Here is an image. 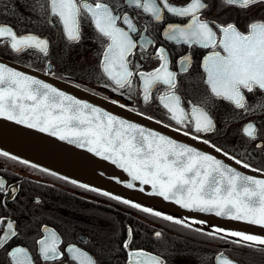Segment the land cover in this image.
Listing matches in <instances>:
<instances>
[{
	"label": "snow or ice",
	"instance_id": "obj_1",
	"mask_svg": "<svg viewBox=\"0 0 264 264\" xmlns=\"http://www.w3.org/2000/svg\"><path fill=\"white\" fill-rule=\"evenodd\" d=\"M227 6H238L244 10L253 7L259 9L264 7V0H184L179 5L171 3V0H0V15L10 16L21 25H51L67 42L79 43L83 26L92 27L102 45V51L97 53L95 68L109 82L104 86L123 95V90H131L133 79L138 78L142 83L144 102L150 101L151 91L157 85L166 86L170 94L159 99L163 101L169 118L180 126L174 131L179 132L181 128L191 125L193 132L184 131L183 134L209 144L208 140L202 139V135L217 131L210 114L211 107L217 102L229 103L248 116L264 118V18L250 17L244 25L245 30L241 31L235 22L219 23L206 15ZM123 8L138 10L150 19L141 29L128 12L121 11ZM169 17L184 18L187 23L183 26L173 23L165 25ZM162 25L164 28L160 32ZM149 32H156L176 45L211 50L201 61L206 73L202 82L207 86L208 94L199 98L201 106L187 101L191 107V120L182 106L185 101L178 92V77L189 73L190 57L179 59L178 70L172 71L171 55L163 46L155 48L156 41ZM0 43H7L10 50L17 54L37 50L47 57L50 52L48 38L18 34L11 25L4 23H0ZM149 47L155 48L151 58L159 61V64L151 71H140L143 67L140 60L149 59L146 55ZM137 55L140 59L133 62ZM46 75H55L50 61ZM257 92L261 95L250 101L246 93L256 96ZM119 107L124 108L125 105L120 104ZM139 115L143 116V113ZM0 117L87 148L118 165L131 176V181L151 186L154 195L174 201L185 209L215 213L264 227V169L253 168L250 163L229 157L226 151L222 153L223 156L229 157L243 169L260 172L261 175L246 174L212 154L114 115L3 62H0ZM147 119L151 120L152 117ZM241 131L246 137V151L250 149L248 154L253 159L258 155L264 156V132H261L256 120H248ZM211 147L216 152L222 151L215 145ZM0 155L18 159L9 156L8 152H0ZM78 186L89 187L85 184ZM134 186L132 182L127 183L128 188ZM91 191L99 190L92 188ZM101 194L200 235L223 240L225 244L264 252V236L222 228L204 232L199 227L193 228L194 224L204 221L176 219L109 192ZM18 195L19 185L9 186L0 176V207L7 208L9 200L15 203ZM33 204L36 207L32 209L29 219L41 225L38 232L40 238H31L35 254L24 246L29 240L18 231V223L23 221L0 217V252L5 253L9 264H38V259L42 264H105V261L112 264L108 253L114 254V249L100 242L92 245L98 259L76 244H66L61 250L64 243L61 237L43 223V201L36 197ZM37 214L39 219L36 218ZM126 230L127 238L121 244L128 257L126 264H167L162 256L142 250L129 251L134 229L127 226ZM153 235L156 242L164 243L161 231H154ZM14 241L22 243L14 244ZM80 243L88 244L89 240L84 238ZM216 261L217 264H236L223 252L216 257Z\"/></svg>",
	"mask_w": 264,
	"mask_h": 264
},
{
	"label": "flooded vegetation",
	"instance_id": "obj_2",
	"mask_svg": "<svg viewBox=\"0 0 264 264\" xmlns=\"http://www.w3.org/2000/svg\"><path fill=\"white\" fill-rule=\"evenodd\" d=\"M183 2L184 0H171V3L175 5ZM121 11L128 12L133 17L137 27L141 29L150 19L149 16L138 10L132 11L123 8ZM206 15L216 19L219 23L235 22L240 30L244 31V25L250 17L252 19L264 18V7L259 9L253 7L244 10L238 6H227L222 7L219 11L214 9L213 13ZM0 23L11 25L18 34H35L50 40V52L47 57L37 50L17 54L10 50L7 43H0V53L3 56L42 71L49 69L50 61L52 70L55 73L54 76L79 85L109 101H116L115 104L117 105L123 104L125 105L124 108L130 111L138 114L143 113L144 117L150 116L152 117L151 120L159 121L160 124L173 130L180 127L169 118L167 110L163 108V101L159 99L160 96L170 94L166 86L157 85L153 88L149 102H144L142 99V83L138 78L133 79L131 90H123V95L120 91L113 92L110 87L104 86L109 82L101 76L99 69L95 68L98 60L97 53L102 51V45L97 40L92 27L84 25L82 40L75 43L67 42L62 34L51 25L41 23L21 25L17 20L5 15H0ZM167 23L183 26L187 23V20L169 17L165 21V25ZM163 28L164 25L161 26L160 32L163 31ZM149 35L156 41L155 48L163 46L171 55L172 71L178 70L177 61L179 59L185 56L190 57L191 67L189 73L186 76L178 77L180 81L178 92L185 101L182 106L189 113V119H193L190 115L191 107L187 101L191 100L193 104L201 106L198 103L199 98L208 94V88L202 82V78L206 77V73L201 66V61L211 50L202 49L198 46L176 45L175 42L167 41L166 38L156 32H149ZM155 48L149 47L146 53L149 59L140 60L143 65L140 71H151L158 66L159 61L151 58ZM139 59L140 57L137 55L133 62ZM246 95L251 101L261 94L257 92L256 96L247 93ZM210 114L216 123L217 131L203 134L202 139L208 140V145H215L216 148L222 150L221 152H228L229 157L234 156L236 159L250 163L253 168L264 169V156L258 155L253 159L248 154L250 149L246 151V137L241 131L248 120L255 119L261 132H264V118L248 116L244 111L237 110L229 103L222 101L211 107ZM184 131L192 133L193 129L189 125L181 128L179 132L183 134ZM189 137L191 136L189 135ZM0 152H8L9 156L18 158L12 160L9 157L0 155V176L7 181L9 186L19 185V195L16 202L13 203L9 200L7 208L0 207V217H11L17 221H23V223H18V231L21 236L29 240V243L24 246L29 247L33 253L34 246L31 238H40L38 232L41 225L33 223L29 216L32 209L36 207L33 204V199L39 197L43 201L42 207L45 217L43 223L56 231L61 237L64 242L61 244V250L66 244H76L98 259L92 245H97L100 242L114 249V254L108 253L112 264H126L128 257L121 244L127 238L126 228L130 226L134 229V232L129 251L142 250L153 255L162 256L167 264H217L216 257L221 252L236 264H257L254 259L264 260V252L237 246L236 244H225L223 240L200 235L181 225L164 221L161 218L111 200L101 193L109 192L112 195L139 203L142 207L152 208L154 211H160L162 214L173 216L176 219L189 222L194 221L193 219L52 171L45 166L21 158L2 146H0ZM23 161L28 163H23ZM43 169H47V171H43ZM72 181H76V183L73 184ZM80 184L89 187L87 189L79 187ZM92 188L99 191H91ZM36 218H40L39 214ZM196 227L203 229L204 232H210L216 228L236 231L206 222L194 224L193 228ZM154 231L163 233L164 243L156 242L153 235ZM84 238H88V244L80 243ZM15 243H22V241H14ZM0 264H9L4 252H0ZM38 264H42L39 259ZM105 264H108V262L105 261Z\"/></svg>",
	"mask_w": 264,
	"mask_h": 264
},
{
	"label": "water",
	"instance_id": "obj_3",
	"mask_svg": "<svg viewBox=\"0 0 264 264\" xmlns=\"http://www.w3.org/2000/svg\"><path fill=\"white\" fill-rule=\"evenodd\" d=\"M0 62L26 74L43 79L48 83H52L62 91L74 95L78 99L88 101L94 106L101 107L130 122L148 127L170 138L176 139L178 142L188 144L189 146L196 147L200 151L212 154L225 163L236 167L238 170L244 171L246 174L258 177L261 175L260 172L243 169L241 165L235 164L229 157L223 156V152H216L208 144L193 140L191 137L174 131L165 125L156 123L154 120H149L147 117L141 116L136 112L121 108L119 105L79 85L53 75H46L49 69L42 71L1 55ZM0 146L23 159L45 166L52 171L98 187L106 188L149 205L223 228L264 236V227L262 226L217 216L215 213H203L192 209H185L177 205L174 201L165 200L162 197L156 196L153 194L151 186L143 185L139 181H131V176L118 165L113 164L110 160H105L101 156H97L95 153L88 151L87 148H81L77 144L60 140L57 136H52L50 133L41 132L36 128H29L26 125L9 121L3 117H0ZM128 182H132L135 186L128 188ZM142 188L144 189L143 191H141Z\"/></svg>",
	"mask_w": 264,
	"mask_h": 264
},
{
	"label": "rangeland",
	"instance_id": "obj_4",
	"mask_svg": "<svg viewBox=\"0 0 264 264\" xmlns=\"http://www.w3.org/2000/svg\"><path fill=\"white\" fill-rule=\"evenodd\" d=\"M0 55H2V54L0 53ZM254 262L257 263V264H264V260H259V259L255 260L254 259Z\"/></svg>",
	"mask_w": 264,
	"mask_h": 264
}]
</instances>
